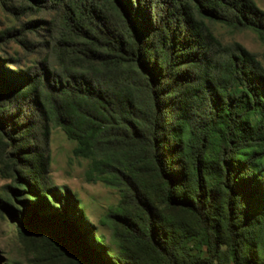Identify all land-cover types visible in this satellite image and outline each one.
Instances as JSON below:
<instances>
[{"label": "trees", "instance_id": "1", "mask_svg": "<svg viewBox=\"0 0 264 264\" xmlns=\"http://www.w3.org/2000/svg\"><path fill=\"white\" fill-rule=\"evenodd\" d=\"M0 11L13 17L0 30V210L20 237L71 264H264V68L209 27L264 42L253 0H0ZM52 127L119 193L104 217L115 249L51 182Z\"/></svg>", "mask_w": 264, "mask_h": 264}, {"label": "rangeland", "instance_id": "2", "mask_svg": "<svg viewBox=\"0 0 264 264\" xmlns=\"http://www.w3.org/2000/svg\"><path fill=\"white\" fill-rule=\"evenodd\" d=\"M264 11V0H253ZM13 24V17L0 11V30ZM211 31L226 44L238 43L256 55L264 68V42L249 30H233L221 24H209ZM11 49L17 50L15 45ZM50 180L55 186L69 188L78 198L87 222L91 225V235L98 234L115 249L112 244L111 229L104 221L105 214L119 201V193L86 175L89 162L73 156L74 143L56 127L51 128L49 139ZM8 180L0 177V194ZM90 235V236H91ZM31 238V236H28ZM20 237L16 225L0 210V264L13 262L20 264H71L59 256L51 247L36 240ZM90 238V237H89Z\"/></svg>", "mask_w": 264, "mask_h": 264}]
</instances>
